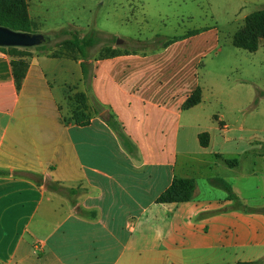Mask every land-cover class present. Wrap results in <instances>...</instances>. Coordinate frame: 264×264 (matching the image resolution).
Instances as JSON below:
<instances>
[{"label":"crops","instance_id":"1","mask_svg":"<svg viewBox=\"0 0 264 264\" xmlns=\"http://www.w3.org/2000/svg\"><path fill=\"white\" fill-rule=\"evenodd\" d=\"M192 37L93 60L88 92L79 58L38 49L17 88L0 50V264H264V125L242 118L251 89L243 103L199 85L209 43ZM78 91L102 107L86 125ZM184 176L192 197L159 201Z\"/></svg>","mask_w":264,"mask_h":264},{"label":"rangeland","instance_id":"2","mask_svg":"<svg viewBox=\"0 0 264 264\" xmlns=\"http://www.w3.org/2000/svg\"><path fill=\"white\" fill-rule=\"evenodd\" d=\"M27 1L29 14L35 21L33 33L51 39L48 49H43V52L83 61L75 49L58 45V41L67 37L62 33L73 31L81 37L97 38V44L89 49L87 75L82 74V84L87 92L93 60L108 58L111 52L118 55L149 54L171 38L190 30L204 29L202 34H199L200 31L198 35H192V41L209 43L195 66L194 78L206 89H222L226 94L241 98L243 103L248 89H251V98L255 103L246 106L241 112L242 118L246 119L249 126L264 125V97L258 95L261 90L264 91V40L260 41L254 52L232 44V36L244 24L245 16L264 8V0ZM117 39L121 42L116 43ZM77 69L75 66L71 77L72 74L76 76ZM238 80L245 81L239 84ZM248 84H252L251 88ZM85 104V108L80 110L78 108L81 106L77 102L72 104L73 117L83 121L102 112V107L94 99L90 104ZM217 108L213 104L208 109L215 111ZM107 117L108 113L104 115L105 119Z\"/></svg>","mask_w":264,"mask_h":264},{"label":"trees","instance_id":"3","mask_svg":"<svg viewBox=\"0 0 264 264\" xmlns=\"http://www.w3.org/2000/svg\"><path fill=\"white\" fill-rule=\"evenodd\" d=\"M0 26L7 27L11 30L18 32H32L35 27V23L30 19L28 13V3L27 0H0ZM199 29L190 30L188 33L177 36L176 38H171L167 45L175 40L182 39L188 36L198 34ZM63 35L67 37L58 41L59 44H63L68 48L75 49L83 61L80 62L81 71L84 76L87 75V59L89 58V49L97 44V38L91 36H79L77 32H63ZM51 39L43 35V41L32 47H16V46H0V50L10 56V64L12 67V73L16 83V87L19 88L22 79L25 76L26 69L28 66V57L31 55V49H48L49 41ZM261 40H264V8L258 9L250 12L245 16L244 24L238 28L232 36V44L249 52H254L258 49L259 43ZM163 45V46H164ZM118 55L116 52H111L109 57ZM200 87L197 86L192 94L186 99L184 106H192L200 100ZM86 95L82 91L75 92L73 95L74 102H77L81 107L85 108L86 106ZM73 120L77 125H86L89 122V119L79 120L73 117ZM111 125H115L116 121L109 115L106 119ZM199 141L202 145H205L207 142L206 134L199 135ZM2 171H0V174ZM30 177H35L32 174L27 173ZM41 178V177H40ZM210 182L218 187L223 188L228 193V198H235L231 191V187L228 183L223 181L220 178H210ZM47 187L51 190H57L60 188V184L56 181L47 180ZM195 186V181L193 178L187 177H177L173 180L172 184L160 195L159 201L161 202H179L186 201L192 197L193 190ZM237 264H248V263H237Z\"/></svg>","mask_w":264,"mask_h":264},{"label":"water","instance_id":"4","mask_svg":"<svg viewBox=\"0 0 264 264\" xmlns=\"http://www.w3.org/2000/svg\"><path fill=\"white\" fill-rule=\"evenodd\" d=\"M43 41V35L32 32H18L0 26V46L32 47ZM121 42L117 39L116 43Z\"/></svg>","mask_w":264,"mask_h":264}]
</instances>
